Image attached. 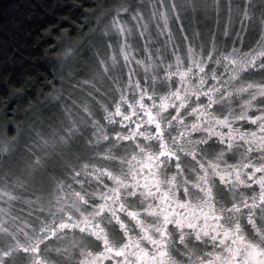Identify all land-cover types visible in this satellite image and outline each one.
Wrapping results in <instances>:
<instances>
[{
    "label": "snow or ice",
    "instance_id": "snow-or-ice-1",
    "mask_svg": "<svg viewBox=\"0 0 264 264\" xmlns=\"http://www.w3.org/2000/svg\"><path fill=\"white\" fill-rule=\"evenodd\" d=\"M85 12L58 112L0 141V264H264V0Z\"/></svg>",
    "mask_w": 264,
    "mask_h": 264
},
{
    "label": "trees",
    "instance_id": "trees-1",
    "mask_svg": "<svg viewBox=\"0 0 264 264\" xmlns=\"http://www.w3.org/2000/svg\"><path fill=\"white\" fill-rule=\"evenodd\" d=\"M90 6L86 5L85 9ZM67 12V7L59 0H0V112L7 110L8 113L4 117L7 123L0 121V131L10 134L9 124L18 121L21 113L35 103L39 92H52V88H43L44 83L51 81L57 85L48 75L46 63L34 57L44 43V40L37 42L40 29L56 23ZM76 14L72 13L74 18ZM60 23L69 21L61 20ZM216 26L208 24L205 31L215 32L218 27L223 28V22L215 29ZM56 39L53 33L43 47H55ZM18 109L20 115H17Z\"/></svg>",
    "mask_w": 264,
    "mask_h": 264
},
{
    "label": "clouds",
    "instance_id": "clouds-1",
    "mask_svg": "<svg viewBox=\"0 0 264 264\" xmlns=\"http://www.w3.org/2000/svg\"><path fill=\"white\" fill-rule=\"evenodd\" d=\"M59 2L63 6L67 7L68 12L61 16L56 23H50L46 27L40 29V35L37 37V42L44 40V43L41 44L40 51L37 53L36 57H34V59L39 58L46 63L48 75H51L53 80H55L58 84L61 83L59 77L62 75H67L68 66L76 62L80 55V53H78L76 57H69L65 59L61 53L65 47L71 45L81 34V31L77 25L84 23L83 17L87 15L84 9L86 5L94 4L95 0H59ZM77 10L80 11L77 12ZM72 13H77L75 18L73 17ZM61 20H67L69 23L61 25ZM78 21L79 24L77 23ZM53 33H55L57 37L55 41V47L44 48L43 46L49 43V37H51ZM41 49H43V52H41ZM88 54L89 53L87 51L83 53V55ZM77 66L79 65L77 64ZM77 75H84V73L81 71ZM49 82L50 81L44 83L43 88H52V84ZM63 83L65 88L70 87L69 81L65 80ZM39 97H43L44 99L41 100ZM46 105H51L52 108L56 107V105L51 104V99L48 94L41 90L35 103L32 104L29 109L24 110V119L19 122V145L21 146V149L22 145L30 139L32 127L42 126L41 117H43L45 121L47 120V113L50 109ZM20 112L21 110L18 109L17 115H20ZM7 114V110L0 112V121L7 123V121L4 120V117H6ZM12 131L16 134L17 124L12 129Z\"/></svg>",
    "mask_w": 264,
    "mask_h": 264
},
{
    "label": "rangeland",
    "instance_id": "rangeland-1",
    "mask_svg": "<svg viewBox=\"0 0 264 264\" xmlns=\"http://www.w3.org/2000/svg\"><path fill=\"white\" fill-rule=\"evenodd\" d=\"M170 2H171V0H165V3L166 4H168ZM222 2L226 4L228 2V0H222ZM234 2H240V0H234ZM243 2H247V0H243ZM183 15L184 14H182V16ZM220 18H224V21H223V19H220V21L221 22L223 21V27L226 26L228 24V13H227V10L226 9L221 12ZM237 20L240 23L239 18H237ZM246 21L247 20H245L244 22H246ZM182 22L186 26L190 25L191 27H195L197 30H200V31H202V30L205 31V27L208 24H210L212 26L215 25V24H217L216 16H215L214 13L211 14L207 19H205V17H203L202 15H198L195 18H192L191 13H188L187 16L182 20ZM177 23H180V22H177ZM235 25H238V23L236 22V18L233 20L232 25H231L232 30H233L232 33H234L233 34V38H235V33L236 32H241V35H243V30L236 31ZM152 29H153V31H155V22H153ZM215 29H216V27H215ZM248 33L250 34V32H248ZM163 39H164V37H161V40H163ZM237 46H239V44ZM245 50H247V49H245ZM56 86L59 87V84L57 83ZM51 104L56 105V107L55 108H52L51 105H46L50 109L49 112L47 113L48 116H51L53 113H57L58 112V109L60 108V105L55 100H51ZM27 109H29V108L27 107L25 110H27ZM24 114L25 113L23 111L21 113L18 121H14V122H11L9 124L8 127H9V130H10V134L8 132H6L7 134L4 133L3 130L0 131V141H2L3 139H5L6 137L15 135V133L12 131V129L15 127L16 124H18L21 120L24 119ZM22 207H23V205H20V204H17V206H16L17 210L21 209ZM15 214H16V212L13 213V215H15Z\"/></svg>",
    "mask_w": 264,
    "mask_h": 264
},
{
    "label": "flooded vegetation",
    "instance_id": "flooded-vegetation-1",
    "mask_svg": "<svg viewBox=\"0 0 264 264\" xmlns=\"http://www.w3.org/2000/svg\"><path fill=\"white\" fill-rule=\"evenodd\" d=\"M244 3H247V2H244ZM220 19H223V18H220ZM221 22V21H220ZM219 22V23H220ZM223 22V21H222ZM236 22L238 23V25H235V28H236V31H238V30H242V26H241V24L239 23V21L237 20V18H236ZM245 24V26H248L249 25V23H248V21H246V22H244ZM217 26H218V24H217ZM217 26H216V28H217ZM233 34L234 33H232V36H233ZM255 34V30H251L250 31V34L248 33V32H245V31H243V36H245L246 38H249L250 37V35H254Z\"/></svg>",
    "mask_w": 264,
    "mask_h": 264
}]
</instances>
